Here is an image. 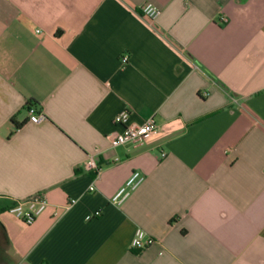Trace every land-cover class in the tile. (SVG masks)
<instances>
[{"label": "crops", "instance_id": "0c3cea01", "mask_svg": "<svg viewBox=\"0 0 264 264\" xmlns=\"http://www.w3.org/2000/svg\"><path fill=\"white\" fill-rule=\"evenodd\" d=\"M123 111L159 133L113 147ZM0 264H264V0H0Z\"/></svg>", "mask_w": 264, "mask_h": 264}, {"label": "built area", "instance_id": "2783aa9c", "mask_svg": "<svg viewBox=\"0 0 264 264\" xmlns=\"http://www.w3.org/2000/svg\"><path fill=\"white\" fill-rule=\"evenodd\" d=\"M141 13L144 17L151 22H155L161 15V11L158 6L153 3H146L142 6ZM127 56L122 57V64H128ZM29 122L32 124H40L46 120L45 115L38 109L36 105L28 107ZM130 113L129 111H123L115 118L117 125L124 126V130L112 139V146H131L141 147L147 141L152 139L159 133V123H157L155 117H150L143 125H137L129 123ZM166 157L165 153L162 154ZM86 171H95V179L100 177V168L98 162L94 158H90L84 165ZM146 180L145 174L140 171H136L129 177L125 185L112 197L111 201L116 205L123 204L134 192L137 190ZM95 185L92 184L90 191H95ZM45 193H37L33 196L27 197L16 201L15 205L10 209V212L20 221L27 225H31L40 217L43 213L47 212L50 207L49 200ZM75 204V201L69 206ZM69 207H67L68 209ZM155 243V239L151 237L143 229H138L133 238L131 248L135 250H145Z\"/></svg>", "mask_w": 264, "mask_h": 264}, {"label": "trees", "instance_id": "16d2710c", "mask_svg": "<svg viewBox=\"0 0 264 264\" xmlns=\"http://www.w3.org/2000/svg\"><path fill=\"white\" fill-rule=\"evenodd\" d=\"M32 105H35V104L30 103L28 106L30 107V106H32Z\"/></svg>", "mask_w": 264, "mask_h": 264}]
</instances>
